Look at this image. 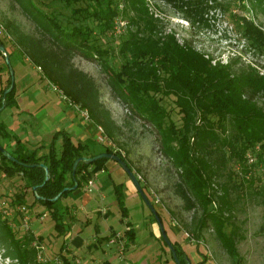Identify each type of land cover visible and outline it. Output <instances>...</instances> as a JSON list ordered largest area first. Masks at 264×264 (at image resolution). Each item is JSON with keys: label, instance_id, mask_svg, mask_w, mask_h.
Here are the masks:
<instances>
[{"label": "trees", "instance_id": "16d2710c", "mask_svg": "<svg viewBox=\"0 0 264 264\" xmlns=\"http://www.w3.org/2000/svg\"><path fill=\"white\" fill-rule=\"evenodd\" d=\"M15 1L36 27V32H26L12 24L11 33L20 53L38 66L43 77L56 85L67 98L87 109L94 125H101L104 132L113 137L119 126L110 110L100 101L94 78L72 61L75 54L85 58L98 57L112 93L129 105L135 115L155 128L161 152L176 169V190L185 206L201 209L194 223V236L199 238L202 229L211 224L221 245L235 255L236 226L225 229L226 223H233L234 199L229 183L218 178L227 159L239 165L238 170L233 169L240 176L236 183H232L234 187L252 185L255 178H259L253 169L259 164L264 173V103L258 100L264 99V74L252 64H241L234 57L225 62L214 60L211 54L196 48L188 39L179 41L174 32L163 29L162 20L149 9L147 0ZM79 1L81 3L74 6ZM166 1L180 9L193 1L208 7L207 0ZM58 2L70 6L78 22H62L57 15L60 10L52 9ZM214 2V6L218 5L216 0ZM205 7L200 5L195 9V18L202 20ZM186 11L191 14L192 9ZM115 17H124L129 24L119 41L117 52L120 62L117 67L107 60L109 49L97 41L100 36L113 31ZM242 30L250 45L259 49L264 47V30L260 25L243 17ZM0 44L7 47L1 34ZM10 55L11 51H7L8 59ZM9 83L1 89L0 106L3 90ZM15 91L14 82L5 93L0 113L5 107L16 105ZM169 96L177 108L179 122L171 116V108L162 103L164 97ZM58 136H61L59 149L56 146ZM13 137V147L3 142V138ZM92 142L91 138L74 140L69 132L61 129L54 132L47 150L39 153L41 145L26 146L17 135L8 132L0 119V145L16 159L11 160L0 150V171L10 177L19 174L22 180L21 190L12 193L8 202L13 208L12 217L5 216L0 210L3 255L15 258L16 264H54L51 260H37L38 249L31 242L34 239L41 241V238L32 230L19 228L23 217L20 207L30 209L36 202L44 204L55 220L57 233L65 235L69 226L59 209L60 198L79 188L111 159L99 157L91 162L79 161L73 172L72 163L78 156L115 152L137 176L119 150L103 146L101 150L89 153L88 147ZM250 149L254 150L255 156L252 164H248L245 158ZM39 162L45 163L49 169L46 180L42 166L28 165ZM231 173L232 170L227 176L231 177ZM137 178L144 190L143 183ZM74 180L77 181L74 189L63 190L58 198L52 199ZM33 187L38 195L34 194ZM113 188L120 211L126 216L125 182L113 181ZM28 190L31 200L26 196ZM156 212L162 221L161 213ZM130 224L127 221V225ZM125 233L130 240L133 239L134 227L130 226ZM171 243L180 262L187 264L185 249L177 240H171ZM58 256L60 264H74V257L63 246H60Z\"/></svg>", "mask_w": 264, "mask_h": 264}, {"label": "rangeland", "instance_id": "374dc122", "mask_svg": "<svg viewBox=\"0 0 264 264\" xmlns=\"http://www.w3.org/2000/svg\"><path fill=\"white\" fill-rule=\"evenodd\" d=\"M147 2L149 9L162 20L163 29L166 32H174L179 41L188 39L196 48L211 54L214 60L225 62L234 57L241 64H252L264 74V47L259 49L250 45L249 39L242 30L243 17L252 19L264 30V0H216L218 5L215 6L214 0H207L208 7H205L202 2L193 1L190 5H184L182 9L166 0H147ZM80 3L79 1L74 6ZM200 5L205 7L202 20L195 18L194 13ZM56 8L60 10L57 15L62 22H78L74 19L70 6L58 2L52 7L54 10ZM188 8L192 9L191 14L186 11ZM12 24L18 25L26 32H36L35 24L24 14L15 0H0V34L5 41L7 51H11L9 64L4 54L0 53V92L9 83V66L13 70L15 86L18 85L21 73L28 72L36 75V70L31 67L32 62L28 58L27 61L24 59L25 57L15 44V36L11 33ZM128 28L129 24L124 17H115L113 31L97 39L102 47L109 49L107 60L116 67L120 62L117 52L119 41ZM72 61L94 78L99 90L100 101L110 110L112 118L119 126L113 137L105 133L110 140L108 143L97 139L98 129L95 125L97 132L93 142L89 144L88 152H97L103 146H109L113 150H119L126 157L143 183L144 192L153 202L156 210L161 213L166 234L171 240H177L185 249L190 263L264 264V173L262 166L259 164L253 168L255 174H259V178L256 177L252 185L239 188V186L232 185L240 179V176L233 171V169L238 170L239 165L227 159L222 174L218 178L219 181L225 180L229 183V191L234 199L233 223H226L225 229L229 230L232 226H236V254H230L221 245L211 224L202 229L199 238L195 237L194 223L199 218L201 209L198 206L190 208L185 206L183 198L176 190L178 181L176 169L161 152L155 128L143 118L135 115L129 105L112 93L107 82V74L98 57L85 58L75 54ZM37 80L42 86H46L49 92L55 94L52 88H56L52 82L45 77ZM258 100L264 103V99L259 98ZM162 103L171 108V116L179 122V114L171 97H164ZM6 109H9V106L2 111ZM115 164L116 167H110L107 170L108 179L100 190L105 197L100 202H94L80 209V196L84 193L82 190L76 196L71 193L73 191L71 190L60 198L59 209L63 212L66 223L67 220L69 225L73 223L69 231L71 234L68 236L57 233L55 220L44 204L36 202L30 209H23L19 228L32 230L41 238V241L34 239L31 242V245L38 249L37 260H51L54 264H60L58 250L60 246H63L66 252L74 257V264H77V259H82L85 264H93V260L108 261L109 264H177L169 246L165 243L154 214L137 191L133 196L125 198L128 211L126 216L122 215L115 199L113 181L119 182L128 177L125 173L119 176L115 169L119 167V164L117 162ZM230 170L233 173L230 174L231 177H228ZM21 188L22 180L19 174L10 177L0 171V210L9 218L13 215V208L8 204L10 195ZM26 196L28 200H31L29 190ZM70 202H73L80 210L76 216L78 221L72 222L71 214L65 207V204ZM102 205L109 210L106 215L99 213L96 209ZM124 217L126 221L121 220ZM127 221L135 227V235L131 240L125 233L126 228H129L126 227ZM109 225L124 233V242L127 244L122 262L112 249H105L106 246L88 250L85 245V242L90 241L96 235L97 230L104 233ZM112 233L105 237L109 238ZM77 237L80 240V246L76 245ZM101 239L99 241H104V237ZM1 246L3 245L0 244V264H16L15 258L2 254L4 248Z\"/></svg>", "mask_w": 264, "mask_h": 264}, {"label": "crops", "instance_id": "0c3cea01", "mask_svg": "<svg viewBox=\"0 0 264 264\" xmlns=\"http://www.w3.org/2000/svg\"><path fill=\"white\" fill-rule=\"evenodd\" d=\"M24 59L27 61V57ZM31 67L36 70V75L24 72L19 76V82L18 85H16L15 91L16 105L9 107V109L0 113V119L8 132L12 135H17L21 142L28 147L32 148L41 145L42 147L39 149V153L47 150L50 141L53 139V134L57 130H66L74 140L84 141L89 138H95L97 132L95 125L91 121L85 120L79 110L73 104L69 103L68 99L63 98L58 90L52 88L55 90L54 94L53 92H49L46 86H42L39 83V80H37L38 78H44L39 67L33 63L31 64ZM3 142L12 147L15 145L14 137L10 139L3 138ZM60 144L61 136H58L56 138L57 149H59ZM115 163L116 162L113 159H108L104 164V168L93 174L91 177L93 180L91 190H93V192H91V190H84L85 182H83L78 189L71 191L74 196L79 194L81 190L84 191L80 196V209H84V206L92 205L94 202H100L101 199L105 197L100 190L108 179V168L116 167ZM115 169L119 176H123V173H125L121 166ZM122 181H124L126 185V198L137 193L136 188L130 179L123 178ZM65 207L69 211V214H71L72 222L78 221V218L76 217L80 211L78 207L75 206L73 202L66 203ZM96 209L99 213L104 215L109 212V210L103 205ZM121 220L126 221L127 219L124 217ZM67 224L69 227L65 236L71 234L69 231L73 226V223L72 225H69L68 220ZM130 226L134 227V224H126V227ZM117 229L118 228L109 225L104 233L97 230L96 235L90 241L85 242L88 250L103 248V246H106L105 249H112L113 252L117 254L114 247L116 245L108 244V238L105 237ZM101 237H104V241H99L103 239H101ZM75 241L77 242V246L81 245L78 237ZM120 261L122 262V260ZM94 263L109 264L108 261L100 260H93V264Z\"/></svg>", "mask_w": 264, "mask_h": 264}, {"label": "water", "instance_id": "95a60500", "mask_svg": "<svg viewBox=\"0 0 264 264\" xmlns=\"http://www.w3.org/2000/svg\"><path fill=\"white\" fill-rule=\"evenodd\" d=\"M0 51L4 54V57L6 59V61L8 62L9 64V59H8V56H7V51H6V48L3 44H0ZM9 73H10V83H9V86H7L6 88H4L3 90V94H2V105H4V96H5V93L8 92L14 85V77H13V70L12 68L9 66ZM1 106H0V109H1ZM0 150L3 154H5L8 158H10L11 160H16L14 156H12L10 154L9 151H7L5 148H3L1 145H0ZM99 157H108V158H111L113 160H115L120 166L121 168L127 173V175L129 176V179L131 180V182L134 184L137 192L141 195V197L143 198L144 202L147 204V206L150 208L151 212L154 214L158 224H159V227H160V230H161V233H162V236L165 240V242L167 243V245L169 246L170 250H171V254L174 258V260L177 262V264H182L176 254V250L175 248L173 247L172 243H171V240L169 239L168 235L166 234V231H165V228L162 224V221L159 217V215L157 214L156 212V209L155 207L153 206V204L151 203V201L149 200L148 196L146 195V193L144 192L143 188L141 187L140 185V182L137 178V176L135 175V173L133 172V170L130 169V167L125 163V161L119 156L117 155L115 152H110V151H101V152H97L93 155H80L78 156L77 158L74 159L73 163H72V170L74 172L75 168H76V165L79 161H85V162H91ZM30 166L32 165H39V166H42L44 168V171H45V177H44V180L48 179L49 178V169L47 167V165L43 162H39V163H30L28 164ZM77 185V181L74 180V183L70 186H64L62 188V190H60L56 195H54L52 197V199H56L58 198L62 191L63 190H70V189H74ZM33 190H34V194L35 195H38L35 188L33 187ZM186 263L187 264H191L190 261L186 260Z\"/></svg>", "mask_w": 264, "mask_h": 264}, {"label": "built area", "instance_id": "2783aa9c", "mask_svg": "<svg viewBox=\"0 0 264 264\" xmlns=\"http://www.w3.org/2000/svg\"><path fill=\"white\" fill-rule=\"evenodd\" d=\"M55 88L58 89V87L56 85H55ZM59 92L61 93V96L63 98L68 99L69 103L73 104L79 110V112L82 114V116H83V118L85 120H89V121L91 120L87 109L81 108L78 104H76L75 102L71 101L69 98H67V96L64 93H62V91L59 90ZM96 128L98 129L97 139L102 141V142H108L109 143L110 140L107 138V135L105 134V132L103 130V127L101 125L97 124ZM255 149H258V145H255ZM245 158H246V161H247L248 164H252V162L255 159L254 150H252V149L248 150L245 153ZM92 186H93L92 178H89L87 181H85L84 188L87 191L91 190ZM24 208H25L24 206H21L20 210H23ZM185 233L187 235H189L188 232H185ZM124 240H125L124 239V233L122 231H120V230L114 231L108 238V244L116 245L114 247L116 249V252H117L118 257H119L120 260H122L124 258V255H123V252H124V249H125ZM197 241H200V240L197 239ZM76 262H77V264H85V263H83L82 259L81 260L77 259Z\"/></svg>", "mask_w": 264, "mask_h": 264}]
</instances>
